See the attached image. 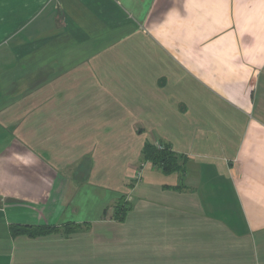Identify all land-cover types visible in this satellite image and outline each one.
Instances as JSON below:
<instances>
[{
  "label": "crops",
  "instance_id": "obj_1",
  "mask_svg": "<svg viewBox=\"0 0 264 264\" xmlns=\"http://www.w3.org/2000/svg\"><path fill=\"white\" fill-rule=\"evenodd\" d=\"M0 264H264V0H0Z\"/></svg>",
  "mask_w": 264,
  "mask_h": 264
},
{
  "label": "trees",
  "instance_id": "obj_2",
  "mask_svg": "<svg viewBox=\"0 0 264 264\" xmlns=\"http://www.w3.org/2000/svg\"><path fill=\"white\" fill-rule=\"evenodd\" d=\"M142 156L144 161L152 164L153 167L157 168L164 174H171L180 172L181 166L179 162V156L172 153L169 148L165 147L163 150H157L153 145L146 144L143 147ZM129 206L122 200L117 203L114 210V217L119 221H123L126 213L129 211ZM58 230L53 227H31V226H13L11 227L12 235H28V236H41L47 235Z\"/></svg>",
  "mask_w": 264,
  "mask_h": 264
},
{
  "label": "built area",
  "instance_id": "obj_3",
  "mask_svg": "<svg viewBox=\"0 0 264 264\" xmlns=\"http://www.w3.org/2000/svg\"><path fill=\"white\" fill-rule=\"evenodd\" d=\"M154 148H157V150H163L165 147L161 144H156ZM151 164V163H150Z\"/></svg>",
  "mask_w": 264,
  "mask_h": 264
}]
</instances>
